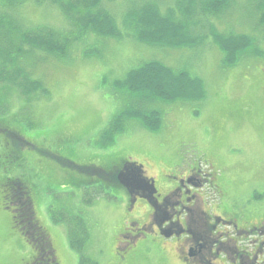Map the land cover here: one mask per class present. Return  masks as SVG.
I'll return each instance as SVG.
<instances>
[{"label":"rangeland","instance_id":"rangeland-1","mask_svg":"<svg viewBox=\"0 0 264 264\" xmlns=\"http://www.w3.org/2000/svg\"><path fill=\"white\" fill-rule=\"evenodd\" d=\"M144 1L155 4L161 14L169 8L176 18L184 3ZM105 2L100 9L112 15L117 37L79 34L60 11L64 0H32L20 8L27 28L62 33L68 51L59 56L25 49V58L18 59L26 69L19 73V83H24L0 87V264H20V257L34 254L11 229V215L1 207L2 187L8 180L30 183L36 220L50 235L60 264L102 263L107 241L116 237L113 228L123 224L121 217L114 224L116 216L127 205L125 197L124 203H116L112 194H103L102 186H111L105 178L78 168L107 170L122 162L135 164L159 190L173 188L193 169L200 178H211L217 188L201 191H206L207 205L219 202L217 210L237 215L240 225L264 218V26L253 8L256 0L230 3L217 17L198 13L207 24L200 30L198 25L190 27L194 42L180 47L141 44L134 25L124 17L128 1ZM216 33L243 35L250 41L244 52L230 56L213 42ZM149 61L201 80L203 97L140 101L119 87L131 70ZM133 107L159 113L158 129L125 119L119 123L122 131L112 133L114 118ZM21 142L26 146H19ZM105 191L111 192L109 187ZM53 204L67 210L72 206L69 212L84 221L89 237L81 255L66 247L64 231L44 224L42 206L53 209ZM257 207L263 212L252 213ZM152 239L142 263L179 264L181 254L173 241L152 234L146 238ZM226 264L237 263L226 259Z\"/></svg>","mask_w":264,"mask_h":264},{"label":"flooded vegetation","instance_id":"flooded-vegetation-1","mask_svg":"<svg viewBox=\"0 0 264 264\" xmlns=\"http://www.w3.org/2000/svg\"><path fill=\"white\" fill-rule=\"evenodd\" d=\"M100 170L105 174L103 179L111 185L102 186L103 194H112L110 198L116 203L127 200L126 208L117 214L114 223L117 225L121 217L123 224L113 228L116 237L107 241L100 264H145L140 259L153 241L146 240L150 234L174 242L181 254L179 264H226V259L237 264H264V218L256 217L255 223L243 220L240 225L237 215L217 210L219 202L207 205L204 201L206 191H201L216 192L211 178H200L192 169L178 178L173 188L159 190L153 179L142 176L141 170L127 162ZM4 184L1 207L11 215V229L18 231L34 251L28 259L20 257V264H60L50 235L36 220L37 206L28 186L30 183L8 180ZM108 187L111 192L105 191ZM18 190L25 196L24 200L19 197ZM51 207L53 209L42 206L43 222L58 232L64 231L69 248L64 220L72 222L76 217L69 212L72 206H67L69 210L58 209L55 204ZM255 212H263V208H254L252 213ZM230 229L232 231H228ZM85 232L88 234V229ZM228 243L232 245L227 246ZM108 248L112 249L108 251Z\"/></svg>","mask_w":264,"mask_h":264},{"label":"trees","instance_id":"trees-1","mask_svg":"<svg viewBox=\"0 0 264 264\" xmlns=\"http://www.w3.org/2000/svg\"><path fill=\"white\" fill-rule=\"evenodd\" d=\"M29 1L32 0H0V9L4 10L3 13H0V87L13 83L21 86L24 83H19V73L21 70L26 69L22 66L23 60L19 62L18 59L21 57L25 58L23 57L27 54L25 53V49L41 50L48 54L59 56H64L68 51V42L64 39L62 33L53 32L46 28L29 29L25 26L24 20L20 16V8ZM64 1L65 4L60 8V11L79 34L92 32L105 38L117 37V26L112 15L102 8L100 9L102 0ZM105 1L107 3L108 1L112 2L115 0ZM127 1L128 6L124 17H127L130 23L134 25L136 37L141 44L147 46L167 45L170 47H180L194 42V39L191 37L190 27L198 25L200 30L205 23L207 24V22L197 17L198 13L204 16L217 17L225 13L231 4L238 0H184V3H181L182 6L179 7L181 9L179 18L171 14L172 12L169 8H167V11L170 13L165 12L161 14L157 6L151 4L150 1ZM131 7L133 10L129 11ZM253 8L254 10L256 9L258 18H260L259 23H262L261 26H264V0H256ZM9 13L11 14L7 16ZM194 17H196V22L194 21ZM209 25H211V22ZM207 33H210L209 26H207ZM56 35H61L62 39L59 40V36ZM249 41V37L243 35L223 36L216 33V36L213 38V42L217 47L223 53L230 56L240 55V53L244 52ZM230 62L233 63V59ZM118 85L124 88L125 92L129 95L138 97L140 101L147 98L170 103L187 100L193 101L202 98L204 95L201 80L193 78L188 74L176 75L158 61H149L139 65L137 69L131 70ZM115 119H118V121H115ZM125 119H136L146 129L151 131H156L160 124L159 113L155 111L146 113L139 109V107H133L126 109L114 118L111 132L117 133L122 131L119 123ZM3 132L7 137L11 138L8 136L7 131L3 130ZM12 140L15 141L14 139ZM17 146L18 144L16 148ZM19 146H26V144L21 142ZM13 155H16V151L13 152ZM58 160L62 161L59 158ZM78 169L79 171L84 170L87 173H93V177L95 178L97 176L101 180L105 178V174L100 169H92L91 171L85 168ZM72 177L75 176L72 175ZM16 182L21 183L19 180H16ZM17 193L19 197H22L23 200L25 199L20 190ZM64 221L67 223L69 248L81 255L84 253V248L88 242V234L85 232L87 227L78 217L73 218L72 222L68 220Z\"/></svg>","mask_w":264,"mask_h":264}]
</instances>
